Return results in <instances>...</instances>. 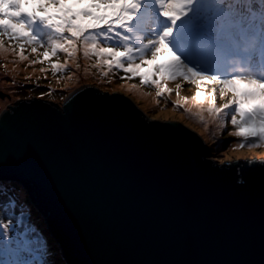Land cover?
I'll use <instances>...</instances> for the list:
<instances>
[{
    "label": "water",
    "instance_id": "water-1",
    "mask_svg": "<svg viewBox=\"0 0 264 264\" xmlns=\"http://www.w3.org/2000/svg\"><path fill=\"white\" fill-rule=\"evenodd\" d=\"M209 154L93 84L0 114V179L29 188L71 264H264V158Z\"/></svg>",
    "mask_w": 264,
    "mask_h": 264
},
{
    "label": "snow or ice",
    "instance_id": "snow-or-ice-1",
    "mask_svg": "<svg viewBox=\"0 0 264 264\" xmlns=\"http://www.w3.org/2000/svg\"><path fill=\"white\" fill-rule=\"evenodd\" d=\"M3 37L22 42V60L24 44L33 53L45 48V58L63 53L71 59L79 45L85 57L156 87L157 97L165 90L142 65L172 81H207L213 93L208 111L233 113L230 135L238 138L237 147L264 146V0H0V50ZM161 51L171 61L155 64ZM66 67L52 65L54 73ZM228 67L236 70L221 71ZM217 91L222 100L232 94L221 107L214 106ZM194 99L202 98L197 93Z\"/></svg>",
    "mask_w": 264,
    "mask_h": 264
},
{
    "label": "rangeland",
    "instance_id": "rangeland-1",
    "mask_svg": "<svg viewBox=\"0 0 264 264\" xmlns=\"http://www.w3.org/2000/svg\"><path fill=\"white\" fill-rule=\"evenodd\" d=\"M259 1L262 2V0ZM245 2L251 3V0H245ZM29 10L32 9L29 8ZM2 39L3 50H0V114L3 110L9 109L10 105L18 99L32 98L34 95L30 96V91L38 93L42 98L56 99L62 104L76 89L86 84H93L104 91H122L153 117L175 120L189 125L203 137L205 143L209 146L210 157H214L220 161L243 157L252 159L256 156L264 158V146L255 148L237 147L238 138L230 135L235 130L231 124V115L233 114L231 111L218 117L217 114L209 113V107H204L207 104L204 102L205 99L210 98L213 102L212 85L207 81L197 80L196 84H190L180 79L172 81L161 75L157 69L151 66L150 69L154 73L153 78L158 79L160 88L165 90L166 96L162 99L157 97L156 87L142 85L138 76L129 79L128 77L131 76V73H125L121 69L113 68L109 70L102 64V61L98 62L95 56L90 55L89 57H85L83 48L79 45V51L76 53L75 59H71L67 58L63 53H58L56 56H52L49 53V57L45 58L43 56L45 48L37 47V52L33 53L31 50L32 46L24 44L23 55L27 59L22 60L20 57L22 42L9 40L8 37H3ZM165 54L169 53L161 51L157 56L155 64H163V58L160 56ZM148 58L150 59V57ZM137 63H140V61H137ZM53 64H66L67 67L63 71L54 73L52 69ZM14 67V75L8 74L11 68ZM142 68L145 69V65H142ZM105 72H107L106 76L104 75ZM177 84H180L179 89H177ZM197 84L199 87H197ZM200 87H204L203 90L206 96L201 95L202 99H197L199 106H191L188 99L194 98L192 96L194 91L199 90ZM167 89H171V93H168ZM177 91H179V95H177ZM214 95V106L221 107L222 104L231 98L232 94L228 93L223 100L220 99L218 91ZM177 103L181 105L179 108L175 106ZM201 117L203 118L202 121ZM0 181L13 180L0 179ZM18 183L21 184L22 182L19 181ZM21 185L23 186V183ZM14 192L13 190L12 193ZM19 198L21 199L19 204L24 207L22 197L20 196ZM33 199L34 197L32 196L31 201L35 202ZM24 213L27 214L25 220L36 219L34 218L35 214L29 210L23 211ZM41 221L47 222L45 215L41 217ZM11 222H15V226ZM19 225L20 220L12 218L8 219V223H0V246L7 248V250L10 248L9 245L6 246L4 241L10 244L12 239L17 238L15 233ZM46 226L50 229L49 224ZM12 232H14L15 237L11 236ZM53 237L55 238V235ZM56 241L58 248H51V255L54 256L56 253L65 255L60 242L57 239ZM48 248H50V244H48ZM66 260L71 264L68 259Z\"/></svg>",
    "mask_w": 264,
    "mask_h": 264
},
{
    "label": "trees",
    "instance_id": "trees-1",
    "mask_svg": "<svg viewBox=\"0 0 264 264\" xmlns=\"http://www.w3.org/2000/svg\"><path fill=\"white\" fill-rule=\"evenodd\" d=\"M255 3L261 4L259 0H255ZM226 69L221 68V71L231 73L236 70L232 68V71L228 72ZM29 94L30 96H40L32 91ZM0 184V223H8L9 218L20 220V225L15 233L17 238L12 239L10 244L4 241L6 246L9 245L10 248L7 250V248L0 246V264H69L66 256L60 255L62 253L51 255L50 249L58 248L57 237L54 238V234L47 228L48 222L41 221L44 213L35 202L31 201L33 195L27 188L15 180L0 181ZM13 190L14 193H12ZM20 196L24 202V207L19 204ZM25 210L35 214L34 218L36 219L25 220L26 218L23 216ZM11 224L15 226L16 223L11 222ZM11 236L15 237L14 232ZM48 244H50V248H48Z\"/></svg>",
    "mask_w": 264,
    "mask_h": 264
},
{
    "label": "bare ground",
    "instance_id": "bare-ground-1",
    "mask_svg": "<svg viewBox=\"0 0 264 264\" xmlns=\"http://www.w3.org/2000/svg\"><path fill=\"white\" fill-rule=\"evenodd\" d=\"M30 1V0H29ZM29 10V9H28ZM162 58H163V64H166V63H168V62H170L171 61V56L169 55V54H165V55H162L161 56ZM161 61V60H160ZM162 62V61H161ZM152 65H148V66H145V69H144V71H148L149 69H150V67H151ZM15 67L14 68H11V70H10V72L8 73V74H10V75H14L13 74V71L15 72ZM226 71H228V72H230V71H232V68L230 67V68H227L226 69ZM1 78V77H0ZM161 87V86H160ZM135 88V87H134ZM136 89V88H135ZM204 87H200V89L199 90H195L194 91V94L192 95L193 97H196L197 96V93H199V96H201V95H205L206 96V94H205V92H204ZM165 96H166V93L164 94V96H162V97H160V98H162V99H164L165 98ZM153 97V96H152ZM151 97V98H152ZM204 97V96H203ZM0 102H1V99H0ZM188 102H190L191 103V106H199L198 105V100L197 99H194V98H191V99H188ZM204 102L205 103H207L204 107H210L212 104H213V102L211 101V99L210 98H207V99H205L204 100ZM223 105V104H222ZM215 114V113H214ZM222 116V115H221ZM218 117H220V116H218Z\"/></svg>",
    "mask_w": 264,
    "mask_h": 264
},
{
    "label": "clouds",
    "instance_id": "clouds-1",
    "mask_svg": "<svg viewBox=\"0 0 264 264\" xmlns=\"http://www.w3.org/2000/svg\"><path fill=\"white\" fill-rule=\"evenodd\" d=\"M34 96H36V95H34ZM38 97H40V96H38ZM42 98V97H41ZM58 240V239H57Z\"/></svg>",
    "mask_w": 264,
    "mask_h": 264
}]
</instances>
